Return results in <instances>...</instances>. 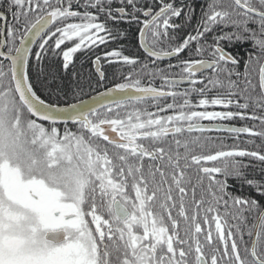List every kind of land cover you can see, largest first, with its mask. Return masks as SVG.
<instances>
[{
  "label": "snow or ice",
  "instance_id": "1",
  "mask_svg": "<svg viewBox=\"0 0 264 264\" xmlns=\"http://www.w3.org/2000/svg\"><path fill=\"white\" fill-rule=\"evenodd\" d=\"M80 56L91 103L42 97ZM236 158L264 164V0H0V264H264Z\"/></svg>",
  "mask_w": 264,
  "mask_h": 264
},
{
  "label": "trees",
  "instance_id": "2",
  "mask_svg": "<svg viewBox=\"0 0 264 264\" xmlns=\"http://www.w3.org/2000/svg\"><path fill=\"white\" fill-rule=\"evenodd\" d=\"M196 4V15L199 16L200 8L205 5V0H195ZM129 33L135 34L137 32L138 26L133 24L131 26L122 25ZM190 31V29H185V32ZM183 35V33H181ZM124 48L138 56L141 60H147L148 58L144 55V53L138 48L136 42L132 39L126 40L123 42ZM231 52L235 53L242 60L246 57L247 53L252 50L251 44H238L235 47L229 49ZM48 67L46 71L49 73L47 79L42 75L39 81H35L37 83V88L39 89V94L42 97H47L51 94L53 97L56 95L61 96L62 98H66L69 102H79V100H85L96 94V90L94 88H84L83 93H80L78 96H74L73 93L78 90V80L73 76L72 73L80 74L79 83H84L87 81L90 73L93 71V68L90 66L89 60L86 56H80L78 60L75 62V68L72 69V72H65L61 69H58L55 63L51 61L45 62ZM175 63V60L172 61ZM167 63H160L161 67H164ZM108 67V66H107ZM243 70V69H241ZM121 69L115 67H108V75L111 77L114 73L117 77H119ZM32 74L35 80L36 69L33 68ZM157 85H159V80L156 81ZM101 91L103 89H100ZM65 93L67 96L65 97ZM195 99V97H193ZM154 110V109H150ZM227 124H235L239 126H243L245 124L244 121L236 120L231 122H224ZM214 138L223 139L224 144L226 146H230L234 143V141L230 138V134L227 133H211ZM242 146L248 147L251 149L253 147L252 144L246 143V137H241ZM262 142L257 140L256 145L259 146ZM183 151V149H181ZM241 160L244 165L248 167L244 168V172L247 178L256 179V180H264V164H261L258 161L251 160L250 158H236ZM229 191L234 195H243L249 196L251 195L253 198L257 196L256 192L250 189L249 185L242 182L241 179L230 177L228 179Z\"/></svg>",
  "mask_w": 264,
  "mask_h": 264
},
{
  "label": "flooded vegetation",
  "instance_id": "3",
  "mask_svg": "<svg viewBox=\"0 0 264 264\" xmlns=\"http://www.w3.org/2000/svg\"><path fill=\"white\" fill-rule=\"evenodd\" d=\"M142 51V50H141ZM160 63H168V61H163V62H160ZM151 66V65H150ZM107 67V66H106ZM96 95V94H95ZM203 123L207 124L208 122L207 121H204ZM232 126H239V125H235V124H231ZM215 134H218V133H215ZM228 134V133H227Z\"/></svg>",
  "mask_w": 264,
  "mask_h": 264
},
{
  "label": "water",
  "instance_id": "4",
  "mask_svg": "<svg viewBox=\"0 0 264 264\" xmlns=\"http://www.w3.org/2000/svg\"><path fill=\"white\" fill-rule=\"evenodd\" d=\"M86 101H88L89 103H91V97L88 99H85Z\"/></svg>",
  "mask_w": 264,
  "mask_h": 264
}]
</instances>
